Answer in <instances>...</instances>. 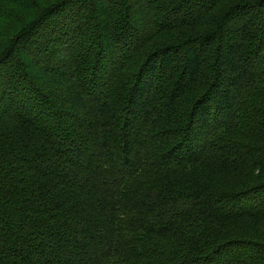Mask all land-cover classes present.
<instances>
[{
    "label": "trees",
    "instance_id": "trees-1",
    "mask_svg": "<svg viewBox=\"0 0 264 264\" xmlns=\"http://www.w3.org/2000/svg\"><path fill=\"white\" fill-rule=\"evenodd\" d=\"M0 264H264V0H0Z\"/></svg>",
    "mask_w": 264,
    "mask_h": 264
}]
</instances>
